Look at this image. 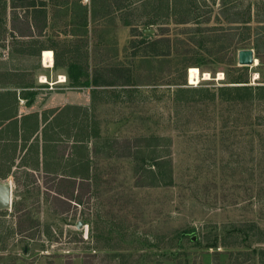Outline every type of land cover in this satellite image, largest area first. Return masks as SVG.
I'll return each instance as SVG.
<instances>
[{"label":"rangeland","instance_id":"rangeland-1","mask_svg":"<svg viewBox=\"0 0 264 264\" xmlns=\"http://www.w3.org/2000/svg\"><path fill=\"white\" fill-rule=\"evenodd\" d=\"M96 1L61 3L37 40L66 50L69 66L86 58L89 76L68 66L71 78L107 66L130 84L90 90V180L16 172L0 264H264V100L217 91L264 84V0H178L166 12L161 0ZM12 10L0 12V45ZM246 48L257 62L242 67ZM191 65L210 77L190 84ZM186 85L197 90L176 96ZM168 149L171 171L154 177L147 158Z\"/></svg>","mask_w":264,"mask_h":264},{"label":"crops","instance_id":"crops-1","mask_svg":"<svg viewBox=\"0 0 264 264\" xmlns=\"http://www.w3.org/2000/svg\"><path fill=\"white\" fill-rule=\"evenodd\" d=\"M29 1L28 6H18L16 12L19 18L27 14L30 23L41 24L44 16L36 10H45L46 26L42 34L9 36L11 42L5 38L6 44L0 45V183H7L12 189L18 170L51 175L59 183L90 180L94 152L88 114L95 98L91 100L90 90L96 95L103 86L91 83V77L89 82L77 80V85L66 82H72L74 77L70 74L75 67L78 74L80 71L84 75L83 64L71 70L70 66L54 64V48L44 40H37L54 23L55 12L64 9L61 3L68 4L70 0ZM78 2L88 6L91 0ZM173 2L178 0H161V8L166 12ZM6 8H11L10 0L6 1ZM9 15L10 12L8 24ZM89 23L90 18L86 16V26ZM35 39L38 46L25 47V42ZM45 49L52 51L51 66H44L42 62L40 54ZM65 53L66 50L62 52ZM86 66L89 73L90 68ZM42 76L47 78L45 83L40 81ZM46 85L49 88H44Z\"/></svg>","mask_w":264,"mask_h":264},{"label":"trees","instance_id":"trees-1","mask_svg":"<svg viewBox=\"0 0 264 264\" xmlns=\"http://www.w3.org/2000/svg\"><path fill=\"white\" fill-rule=\"evenodd\" d=\"M174 1V0H172ZM177 1V0H175ZM29 0H10V6L13 9L10 12L9 15V29H10V33L14 36H34V33L36 35H41L44 27L46 26L45 23V10H36L37 13L43 15L44 20L41 22V24H36V22L32 21L30 23V21L27 19L28 15L25 14L24 16H22L21 18L18 17V13L16 12V8L18 6H22V5H29ZM176 2H173L172 6L175 5ZM28 4V5H27ZM172 8V7H171ZM0 12L1 14H3L5 16L6 13V1L5 0H0ZM35 13V14H37ZM180 22H183V20H178ZM52 49V48H51ZM54 50V54H55V61L54 64L56 65H65V66H69V64H67L66 62L61 61V53H57V50ZM84 61L82 62L83 66L85 67L84 70H86V72H83L85 76H89L88 70H87V61L86 58L83 59ZM75 61V60H73ZM80 62V61H79ZM81 63V62H80ZM78 66L76 65L75 62H72L70 67H75ZM245 67V66H242ZM72 69V68H71ZM98 69H95L92 71V78H91V83L97 85H129L130 81H129V75H127L126 73V77L122 76V73L124 74V69L119 68V76H115L116 79L113 80L110 77L111 72L109 70V68H107V66H105L100 72H98ZM80 73V71H79ZM78 74V73H76ZM118 75V74H117ZM81 76V74L79 75ZM123 77L122 79L120 78ZM75 78V76H74ZM78 77L75 78V80H77ZM231 82H247L246 80H241V81H235L232 80ZM186 82L184 80L183 83H181V85H185ZM191 90H197L195 87L192 88L190 86H180L176 89V96L179 95L180 93L183 92H189ZM217 91L219 93H221V91H228L230 93H232V99H240L243 100L242 96H240V94H244V98H247L248 100H254V99H260V100H264V84H258L255 86L249 85V84H240V85H226V86H221L219 88H217ZM213 94H216L215 92H212V96ZM95 148L93 147V152H94ZM140 151V150H139ZM141 161H145V157L144 156H140ZM149 160H151V162L147 165V169L151 172V174H154V177L156 176H162L163 177V171H171V166H172V159L170 158V152L169 149L166 150V154L165 156H154V157H150L148 156ZM137 159V158H135ZM172 176L171 174H169V178L166 181H163V185H171L172 184ZM154 185V184H153ZM211 246H216V242H214L213 244H211Z\"/></svg>","mask_w":264,"mask_h":264},{"label":"water","instance_id":"water-1","mask_svg":"<svg viewBox=\"0 0 264 264\" xmlns=\"http://www.w3.org/2000/svg\"><path fill=\"white\" fill-rule=\"evenodd\" d=\"M254 59L253 50L250 48L240 49L237 53V63L240 66L250 65ZM10 203L11 187L7 183H0V209L8 207Z\"/></svg>","mask_w":264,"mask_h":264},{"label":"bare ground","instance_id":"bare-ground-1","mask_svg":"<svg viewBox=\"0 0 264 264\" xmlns=\"http://www.w3.org/2000/svg\"><path fill=\"white\" fill-rule=\"evenodd\" d=\"M42 55L43 58V64L44 66H51L52 64V51L50 49H45L42 51V54H40V56ZM257 62V59H254V64ZM201 74H203V78L207 79L210 77V74L207 71H204L203 73L200 72L199 68L197 66H189L187 68V79L188 82L190 84H195L198 83ZM219 77H222V73L219 72ZM61 79V77H60ZM41 82H46L47 78L46 77H41ZM60 81H64L63 79H61Z\"/></svg>","mask_w":264,"mask_h":264},{"label":"built area","instance_id":"built-area-1","mask_svg":"<svg viewBox=\"0 0 264 264\" xmlns=\"http://www.w3.org/2000/svg\"><path fill=\"white\" fill-rule=\"evenodd\" d=\"M84 1H86V0H84ZM59 80H61L60 78H58ZM49 86H51V85H49Z\"/></svg>","mask_w":264,"mask_h":264}]
</instances>
